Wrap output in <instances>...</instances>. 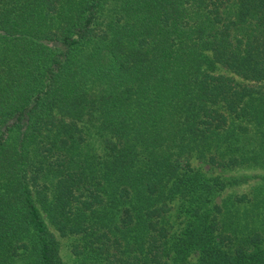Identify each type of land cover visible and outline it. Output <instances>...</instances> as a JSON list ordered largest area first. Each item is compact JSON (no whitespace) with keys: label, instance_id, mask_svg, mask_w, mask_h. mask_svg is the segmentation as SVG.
I'll return each instance as SVG.
<instances>
[{"label":"trees","instance_id":"obj_1","mask_svg":"<svg viewBox=\"0 0 264 264\" xmlns=\"http://www.w3.org/2000/svg\"><path fill=\"white\" fill-rule=\"evenodd\" d=\"M194 161L264 167V0H0V264H264Z\"/></svg>","mask_w":264,"mask_h":264},{"label":"rangeland","instance_id":"obj_2","mask_svg":"<svg viewBox=\"0 0 264 264\" xmlns=\"http://www.w3.org/2000/svg\"><path fill=\"white\" fill-rule=\"evenodd\" d=\"M219 72L223 74L226 73L224 69H220ZM250 150H254V148ZM193 165L195 167H201V171L206 176L210 178H220L227 183L226 189L220 192V197L217 199L219 205H221L222 202H226L229 198L232 199L235 196L244 195V200L248 202L240 206L239 216L251 217L249 219L250 221L253 218L255 219L258 214L259 220L261 219V225L264 227V167L241 166L230 170H221L208 168L196 161L193 162ZM40 211L49 229L55 234L58 240L62 264H75L74 258L70 252L73 239L60 237L53 229L42 208H40ZM172 213V217H175L176 210L173 209ZM171 223L173 227L175 225L174 229H176V225L179 224L178 220L174 222L172 219ZM250 227L258 229L259 223H255V226L251 225Z\"/></svg>","mask_w":264,"mask_h":264}]
</instances>
